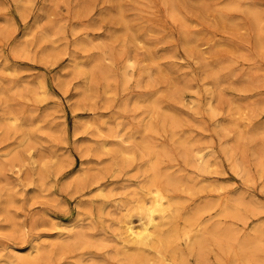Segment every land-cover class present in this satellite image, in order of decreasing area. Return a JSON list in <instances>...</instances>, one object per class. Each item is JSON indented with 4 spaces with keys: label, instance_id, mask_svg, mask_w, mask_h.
I'll return each instance as SVG.
<instances>
[{
    "label": "rangeland",
    "instance_id": "obj_1",
    "mask_svg": "<svg viewBox=\"0 0 264 264\" xmlns=\"http://www.w3.org/2000/svg\"><path fill=\"white\" fill-rule=\"evenodd\" d=\"M231 3L238 8L228 9ZM118 6L127 21L147 36L139 49L134 48L131 33L118 21L114 9ZM22 7L27 9L24 14ZM247 7L264 12V0H0V90H15L21 84L27 89L35 86L39 98L10 93L8 100L25 118L41 120L36 126L38 144L29 150L25 144V149H18L27 151L30 159L20 175L4 158L16 147V138L0 131V166L6 171L0 178V196L11 193L16 198L9 217L17 216L13 226L10 219L0 215V250L18 251L20 256L33 252L35 256L32 246L53 243L64 230L51 224L62 222L71 228L80 220L82 209L81 224L90 241L65 251L54 247L41 264H121L114 259L117 249L124 245L115 221L143 181L137 173L142 168V154L135 144L141 138L138 131L148 116V104L139 101L153 96L162 107L177 111L186 121L178 129L180 135L206 148L204 152L213 154L218 162L211 173L200 174L181 155L170 128H159L154 140L168 151L162 170L215 184L214 189L200 193L177 192L183 198L182 212L211 203L216 207L205 214L209 227L234 226L239 237L254 235L258 226L264 229V143L257 142L260 137L250 136L264 123V105H260L264 96V50H259L254 41L256 30L245 13ZM192 34L210 39L202 50L217 46L219 51L216 47L205 57L196 49L188 50L184 39ZM81 44L88 46L82 48ZM148 56L156 63H151ZM129 59L133 67H128ZM74 61L83 70H90L97 62L91 74L92 91L84 97L79 90L85 76H90H84V71L75 73ZM154 68L159 71L152 77ZM210 68H217L219 80ZM41 82L46 90L39 87ZM64 83L68 85L62 86ZM209 99L217 115L207 111ZM0 103L1 115L7 104ZM234 103L247 110L234 116L237 127L221 134L218 127L229 123V109ZM157 119L151 118L156 125ZM130 134L134 143H122L121 139ZM239 134L243 135L241 139ZM223 148L234 149L249 176L237 174ZM43 168L48 173L41 189L37 173ZM83 173L87 178L80 184L76 178ZM98 186L104 191H97ZM233 199L241 200L244 220L220 214L219 204ZM254 236L261 238L260 234ZM215 252L209 257L210 264H230L229 257H218ZM260 258L264 262V249ZM189 264H198L196 258L189 257Z\"/></svg>",
    "mask_w": 264,
    "mask_h": 264
},
{
    "label": "bare ground",
    "instance_id": "obj_2",
    "mask_svg": "<svg viewBox=\"0 0 264 264\" xmlns=\"http://www.w3.org/2000/svg\"><path fill=\"white\" fill-rule=\"evenodd\" d=\"M236 8H238L237 4L231 3L228 6V9H236ZM114 9H117V11L116 10L115 11L117 18L119 19L118 21L124 26L125 30L128 33H131L130 42L132 43L134 48L139 49L138 48L139 45L145 42L147 36L140 31L139 26H133L130 24L131 22L129 23L127 21L126 17L124 16L123 9H121L120 6H118L117 8L115 7ZM228 9H226V11ZM26 10L27 9L23 7L21 8L23 14L25 13ZM115 11L113 15H115ZM245 13H247V17L250 20L252 26L254 27V30H256L257 40L254 41H256L257 48L263 51L264 50V12L260 11V9L258 10L257 8L247 7ZM101 19L104 20L105 16H102ZM209 43H210V39L201 34L186 35L184 39V46L188 50L196 49L199 51V54H201L202 56H205L209 51H214L216 49L217 46H214L208 51L202 50V48L206 47ZM87 46L88 45L81 44L82 48ZM21 48L22 47L20 46L18 50ZM217 50L219 51L218 47ZM148 55H150V53ZM153 58H150L149 56L147 57V59L150 60L151 63L155 64L156 60H154L155 58L154 59ZM132 64H133L132 59H129L128 67H133ZM95 66H97V62H94L93 65L91 64L90 70L88 69L83 70L82 65H80L76 61L73 62L72 70H74L75 73L79 74V73H83L84 71V76L85 75L90 76L89 78L85 76V81H84L85 84H83L82 85L83 87L79 90L80 94L83 97L88 95L89 92L92 91L91 74L94 71ZM158 71L159 70L155 69L153 72H151V76L152 77L155 76L156 73H158ZM210 71L212 76L214 75L217 76V79L219 80L217 68L215 70L214 68H210ZM103 77L105 79H108V77L104 73H103ZM38 85L43 90L47 89L44 82L38 83ZM66 85L68 84L67 83H64V85L62 84V86H66ZM187 85L188 84H186L185 87L184 86L183 87L186 88ZM20 86H17L18 88H16L15 90L14 87L13 89L3 88L2 90H0V102H4L5 104H7V106L2 109V114L0 115V131L2 135L9 134L10 136L15 137L17 141L16 147L13 148L11 151L6 152L4 158L12 168V171L13 169L16 170L18 175H20L19 173H21L23 167L30 160L26 155L27 151H19L18 149L24 148L23 144H25V148H27L28 150L31 149L34 145L38 144L40 135L38 133V130L36 129V126L41 122L40 119L34 118L33 116L25 118L26 117L25 115L24 116L21 115L22 114L21 111L15 110L14 108L15 103L12 104V101L10 102L8 100L9 95L12 97V95L16 96L19 94H27V93L28 95L33 94L39 98V95L36 93L35 86L32 88L28 87L29 89H27V86L25 87L22 84ZM176 95H178V93ZM175 97L177 98V100L180 99L179 96H175ZM144 103L148 104V108L146 109L148 118L145 117L144 120H142L141 129L138 131V134H140L141 138L140 141L137 140L138 143L135 144L142 154L141 155L143 159L142 168L140 167L137 170V173L139 174V177L143 178V181L141 182L139 188L133 190L132 199L124 205V211L117 216L118 221H115L118 222L116 226L120 231V235L122 236L124 245L121 248L117 249L114 255V259L121 262V264H172V263L175 264L176 262L179 264H189V257H195L198 264H210L209 257L212 251H216L218 257L221 258L226 256L229 257L230 264H264V262L260 258V254L264 249V229L262 227L258 226L253 230L254 235L260 234L261 238H257L253 234L239 237V234L234 226L209 227L210 225L208 226L205 220V214L216 207V205L211 203L204 204L203 207L195 208L186 213L182 212L183 198L181 199L178 196L179 194L177 192L179 191L183 192V190H188L187 192H189V190H192L195 193L197 192L200 193L202 191H205L206 189L207 190L214 189L215 184L213 183L203 184L202 181H199L198 179L193 177H189V176L185 177L182 176V174L177 175L169 171L164 172L162 170V164H163L164 156L168 155V151L165 148H162V146L157 145L156 141L154 140V136L160 134L159 128L160 127L163 129H166L168 127L170 128L174 143L178 145V148L181 151V155L185 158L186 162H188L191 166H194L195 169L200 174L211 173V170L214 168V166L217 165L218 162L216 163V157H214L213 154H206L204 152L206 148L199 147L197 146L198 145L197 142H195L193 139H189L188 137L185 138V136L180 135L178 129L180 130L182 125H185L184 124L185 120L181 116L177 115L178 113L177 111L175 112L170 111L162 107L161 101L156 96H153L148 100H144V101L142 100L141 102L139 101V104L141 105H143ZM236 103H234L229 109L232 116L229 120V123L225 126L223 125L218 127V131L221 134H226L230 127L231 128L237 127V122L234 116L235 115L237 116V114H242V112H245L247 110L246 109L244 111L245 107L243 108L241 104H236ZM260 105H264V96H263V101L260 103ZM207 111L213 115L218 114V111L216 110V108H214L212 104V99H209ZM153 116L154 118L155 116L158 117L159 119L158 125H156L151 120ZM101 129H102L101 126H99L98 130L101 131ZM78 130H80V128L76 127V131ZM114 133H115L114 135L115 137H120L119 133L117 132ZM263 134H264V123L256 126L255 129H253V134L252 135L250 134V136L252 138L260 137V140L257 142L261 141V143H264L263 141L264 138L262 139L261 137V135ZM242 136L241 134H239V139H241ZM121 140L122 143H126V142L134 143L135 138L134 135L130 134V136H128L126 139L123 138ZM232 143L234 144L233 141ZM228 145L229 144H227V146ZM103 148H105V145H103ZM239 148L240 147H238V149ZM223 149L225 152L224 153L225 156L226 155L228 156L227 159L233 162V167L235 168L237 174L243 176L248 175L247 174L248 170L245 171L243 165L236 159L235 156L237 155H234L233 152L234 149L233 150L231 148L230 149L223 148ZM254 150L258 151L256 149ZM259 154L260 153H258V155ZM259 164L260 163L258 162L257 165L259 166ZM47 170L48 169L43 168L40 172L37 173L42 182L41 189L43 187V183L48 173ZM4 171H5V167L0 166V175H1L0 178L4 175ZM84 177L87 178V176H85L83 173L77 176L76 181L82 184L85 182ZM0 190L2 189L0 188ZM97 191L103 192L104 189L102 186H98ZM10 194H5L2 197L0 196V215H2L3 217L4 216L7 217V220L10 219L11 217L10 207L15 205L16 203L15 202L16 198L14 199L13 196ZM219 206L221 212L220 214L223 217L232 218L241 221L244 220V217L246 216V212L242 211L244 209H242V202L240 199H233L230 200L229 202L221 203L219 204ZM82 208L84 209V207ZM80 211L78 216V218L80 217L79 218L80 220L77 221L76 224L71 228L66 227V225H63L62 222H58V223L51 222L52 223L51 226L53 228L61 229V230L64 229L65 231L64 230L63 232L61 231L58 234L59 237H57L53 243L47 244L45 246H43L42 244H36L35 246H32L30 250L36 251L35 256H33V252H30L25 256H20L19 254H17L18 251L15 252L11 250L6 252L4 248L3 250L2 249L0 250V264H41L48 260L51 254L50 252L52 249H54V247L61 249L64 248L65 251V248L67 247L79 248L80 246L86 244V241H90V240H89V236L86 233V230L81 224L82 216ZM14 217L8 220L13 226L16 225V222L13 221ZM47 221L45 222L46 224L50 223ZM65 235H69V237L67 236V238H65Z\"/></svg>",
    "mask_w": 264,
    "mask_h": 264
}]
</instances>
